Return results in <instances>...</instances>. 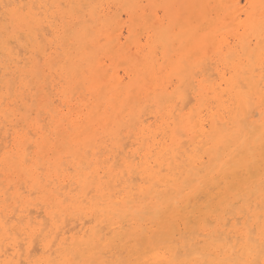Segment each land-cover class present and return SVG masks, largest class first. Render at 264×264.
Instances as JSON below:
<instances>
[{
  "label": "bare ground",
  "instance_id": "1",
  "mask_svg": "<svg viewBox=\"0 0 264 264\" xmlns=\"http://www.w3.org/2000/svg\"><path fill=\"white\" fill-rule=\"evenodd\" d=\"M262 225L264 0H0V264H264Z\"/></svg>",
  "mask_w": 264,
  "mask_h": 264
},
{
  "label": "rangeland",
  "instance_id": "2",
  "mask_svg": "<svg viewBox=\"0 0 264 264\" xmlns=\"http://www.w3.org/2000/svg\"><path fill=\"white\" fill-rule=\"evenodd\" d=\"M244 3V2H243ZM122 22H124L125 24L123 25V28H124V30H126V22H127V17H126V15L124 14V13H122ZM123 24V23H122ZM125 35H127V32L125 31ZM143 42H145V40H143Z\"/></svg>",
  "mask_w": 264,
  "mask_h": 264
},
{
  "label": "snow or ice",
  "instance_id": "3",
  "mask_svg": "<svg viewBox=\"0 0 264 264\" xmlns=\"http://www.w3.org/2000/svg\"><path fill=\"white\" fill-rule=\"evenodd\" d=\"M261 232H262V235H264V225H262L261 227Z\"/></svg>",
  "mask_w": 264,
  "mask_h": 264
}]
</instances>
